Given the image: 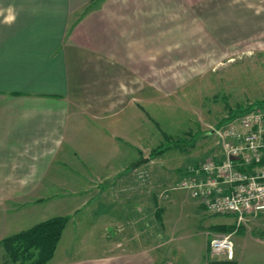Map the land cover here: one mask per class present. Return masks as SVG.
<instances>
[{
    "label": "crops",
    "instance_id": "obj_1",
    "mask_svg": "<svg viewBox=\"0 0 264 264\" xmlns=\"http://www.w3.org/2000/svg\"><path fill=\"white\" fill-rule=\"evenodd\" d=\"M255 49L264 50V0H0V241L67 215L45 264H170L168 241L107 239L118 219L105 208L83 221L98 226L95 238L75 231L82 214L70 216L91 197L120 195L128 166L150 159L140 156L150 149V104L185 94L235 51ZM108 136L137 151L106 172ZM173 189L183 208L190 194ZM163 213L154 209L160 227ZM257 222L262 235L252 239L264 242V213ZM242 254L211 257L205 238L179 264H240Z\"/></svg>",
    "mask_w": 264,
    "mask_h": 264
},
{
    "label": "rangeland",
    "instance_id": "obj_2",
    "mask_svg": "<svg viewBox=\"0 0 264 264\" xmlns=\"http://www.w3.org/2000/svg\"><path fill=\"white\" fill-rule=\"evenodd\" d=\"M233 56L232 62L223 63L217 71L192 82L185 94L172 95L166 101L150 104V149L141 151L140 156L150 157V151L158 146H168L167 149L161 155L144 161L142 158L136 165L134 162L128 166L117 197H91L88 208L96 212H88L84 205L82 213L79 210L72 214L71 218L83 215L78 218L83 229L76 228V232L85 233L88 239L95 238L98 226L91 229L83 221L97 217L105 208L112 218L118 219L117 228L107 230V239L129 240L133 237L142 245H150V240L156 243L159 239L168 241L163 248L170 264H179L187 260V256L201 252L205 238L207 247L211 238L221 234H231L235 256L240 250L243 252L240 264H264V242L252 239L259 238L263 231L257 215L244 218L239 223L231 214H210L204 208L199 209L201 215L192 209L194 200L190 196L183 197L185 202L181 208L173 202L174 195L171 194L188 166L217 153L215 137L206 132L220 124L229 111L264 99V50H237ZM179 138L184 139L179 141ZM114 144L115 141L108 136L105 148L100 147L102 156L108 157L106 172L135 156L137 151ZM157 208L164 210L163 227L159 225L160 218L153 215ZM215 223L220 224L208 227ZM219 226L234 227V233L232 230L206 233L208 229Z\"/></svg>",
    "mask_w": 264,
    "mask_h": 264
},
{
    "label": "built area",
    "instance_id": "obj_3",
    "mask_svg": "<svg viewBox=\"0 0 264 264\" xmlns=\"http://www.w3.org/2000/svg\"><path fill=\"white\" fill-rule=\"evenodd\" d=\"M218 146L185 170L174 188L186 190L207 213L238 223L264 213V107H254L209 129ZM209 255L235 258L231 234L209 240Z\"/></svg>",
    "mask_w": 264,
    "mask_h": 264
},
{
    "label": "trees",
    "instance_id": "obj_4",
    "mask_svg": "<svg viewBox=\"0 0 264 264\" xmlns=\"http://www.w3.org/2000/svg\"><path fill=\"white\" fill-rule=\"evenodd\" d=\"M254 107H264V99L254 101L246 107L229 111L228 116L221 122ZM183 139L179 138V141ZM167 147L153 148L149 153L150 158L161 155ZM68 219L67 215L52 216L26 229L3 237L0 245L4 250V264H45L52 257ZM219 228L224 230L223 227L219 226Z\"/></svg>",
    "mask_w": 264,
    "mask_h": 264
}]
</instances>
